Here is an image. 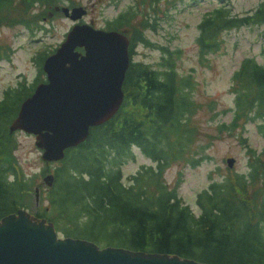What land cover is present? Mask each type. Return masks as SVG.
I'll return each mask as SVG.
<instances>
[{"label": "trees", "instance_id": "trees-1", "mask_svg": "<svg viewBox=\"0 0 264 264\" xmlns=\"http://www.w3.org/2000/svg\"><path fill=\"white\" fill-rule=\"evenodd\" d=\"M20 1L27 8L41 4L43 11L55 13L64 0ZM225 1L220 0L198 23L196 43L202 64L209 53L221 48L223 31L264 24V1L242 16L232 14ZM151 6L156 5L151 2ZM13 8L14 0H0V25L15 21ZM137 13L129 7L107 21L106 28H128ZM36 16L29 22L20 17L17 23L34 28ZM151 20L146 18L143 27L130 26L131 57L138 42L157 46L143 32L155 28L156 20ZM159 48L157 68L131 61L119 112L92 127L83 143L68 149L54 171V185L43 191L47 205H41L43 198L36 205L34 177L26 178L20 169L14 156L16 140L9 130L20 103L41 75L45 81L42 63L47 54L37 60L40 74L33 85L20 83L5 91L0 100V221L25 209L52 222L62 236L86 239L102 248L178 255L206 264H264V161L255 151H251L247 175L229 173L198 194L197 212L165 180L164 172L175 162L198 165L206 144L198 142L201 131L195 116L202 106L194 97L196 81L192 74L177 71L182 50ZM230 89L236 108L230 123H220L218 131H236L258 118L257 128L264 133V65L254 57L244 58ZM134 148L152 163L142 166L125 184L121 166L135 158ZM48 171L45 167L41 174Z\"/></svg>", "mask_w": 264, "mask_h": 264}, {"label": "rangeland", "instance_id": "rangeland-1", "mask_svg": "<svg viewBox=\"0 0 264 264\" xmlns=\"http://www.w3.org/2000/svg\"><path fill=\"white\" fill-rule=\"evenodd\" d=\"M264 0H226L225 3L234 15H246L254 12ZM74 5L86 7L87 13L82 22L95 28L105 29L107 21L114 19L120 12L134 7L138 13L128 28L121 31L130 35L132 26L143 27L146 18L156 20L155 28H145L143 32L157 46L148 47L141 42L136 43L132 61H143L158 67L162 51L159 47L181 49L182 56L177 61L180 74H192L196 81L195 100L202 106L195 116L201 131L198 142L206 147L201 162L192 166L184 162H175L164 172L165 180L171 188L176 187L182 200L197 211L196 197L207 188L213 180H221L230 171L247 174L252 152H260L264 148V133H260L257 124L260 120L252 119L244 123L236 131H218L220 123H230L235 110V94L231 92L232 75L245 57H255L264 65V24L245 25L222 32L223 44L216 52L207 56L202 64L196 37L199 33L198 23L206 12L219 6L220 0H73ZM137 2H140L138 6ZM142 2L144 6H141ZM154 2L155 7L151 6ZM64 0L62 5H70ZM44 6L35 4L31 8L24 6L20 0H14L11 16L15 21L0 25V99L4 91L10 87H18L20 83L33 85L38 78L39 64L37 60L44 52L47 54L64 40L66 33L74 24L73 21L58 11L49 15L43 11ZM157 13V15H156ZM36 14L34 28L27 24L17 23L20 17L27 21ZM131 26V27H130ZM107 29V28H106ZM44 76L41 75L40 80ZM16 147L14 156L20 169L27 177H34L35 187L41 189L43 202L48 189L43 184L40 173L48 167L54 174L59 163L46 164L42 160V151L37 147L35 135L23 130H15ZM135 158L122 164L123 182L135 173L142 165H149L151 160L134 148ZM235 158L232 169H228L226 159ZM180 176V177H179ZM39 201V202H40ZM33 214V213H32ZM61 237L62 235L59 234Z\"/></svg>", "mask_w": 264, "mask_h": 264}, {"label": "water", "instance_id": "water-1", "mask_svg": "<svg viewBox=\"0 0 264 264\" xmlns=\"http://www.w3.org/2000/svg\"><path fill=\"white\" fill-rule=\"evenodd\" d=\"M72 20L86 14L83 6H56ZM129 39L119 31L77 23L43 64L47 81L21 104L10 132L32 133L46 162L59 161L68 148L83 142L92 126L119 110L129 67ZM235 159L227 163L233 166ZM52 186L54 175L44 177ZM39 192L36 189L38 200ZM0 264H206L178 255L101 248L81 238H60L46 219L23 209L0 222Z\"/></svg>", "mask_w": 264, "mask_h": 264}]
</instances>
